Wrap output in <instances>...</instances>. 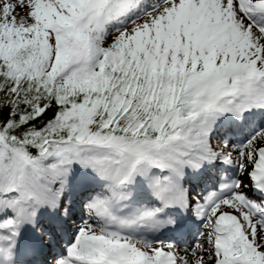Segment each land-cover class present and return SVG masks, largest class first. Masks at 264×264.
I'll return each instance as SVG.
<instances>
[{"label":"snow or ice","instance_id":"obj_1","mask_svg":"<svg viewBox=\"0 0 264 264\" xmlns=\"http://www.w3.org/2000/svg\"><path fill=\"white\" fill-rule=\"evenodd\" d=\"M0 264H264V0H0Z\"/></svg>","mask_w":264,"mask_h":264}]
</instances>
